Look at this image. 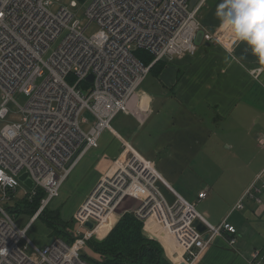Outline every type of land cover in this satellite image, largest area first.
<instances>
[{"label":"built area","instance_id":"obj_1","mask_svg":"<svg viewBox=\"0 0 264 264\" xmlns=\"http://www.w3.org/2000/svg\"><path fill=\"white\" fill-rule=\"evenodd\" d=\"M55 1L0 0V118L9 116L11 102L25 114L23 122L0 130V264H92L79 246L61 237H53L42 248L36 246L27 237L28 227L60 196L75 165L88 149L99 146L103 133L113 129V120L131 111V101L154 64L195 55L199 37L223 45L237 40L229 30L214 32L205 27L200 12L209 0H198L194 7L191 0H91L86 14L90 23L99 26L91 37L68 7L51 11ZM137 49L148 51L153 61L146 64L135 54ZM72 75L74 84L67 81ZM18 90L29 96L25 106L13 98ZM86 110L94 117L88 131L82 128L89 121L83 116ZM259 143L264 145V134ZM24 172L35 182L27 195L34 196L40 188L46 197L21 227L2 203L15 197ZM159 182L173 193V202ZM206 196V191L199 193V199ZM127 197L138 201L133 212L147 232L152 233L146 228L152 218L174 238L182 259L172 264H196L217 235L231 234V245L237 241L236 226L227 219L219 225L210 223L196 203L182 196L129 142L79 206L76 223L86 227L93 220L96 228ZM242 206L240 201L236 207ZM197 220L207 226L205 232L199 231ZM86 232L94 229L86 227ZM24 240L28 242L22 246ZM250 260L264 264L258 249Z\"/></svg>","mask_w":264,"mask_h":264},{"label":"crops","instance_id":"obj_2","mask_svg":"<svg viewBox=\"0 0 264 264\" xmlns=\"http://www.w3.org/2000/svg\"><path fill=\"white\" fill-rule=\"evenodd\" d=\"M228 4L208 1L200 13L207 29L217 32L229 25ZM232 41L214 44L199 37L195 55L165 60L152 69L131 101V111L119 114L99 146L83 154L61 192L80 188L84 200L129 142L210 223L227 219L237 227L235 245L229 243L231 234L217 235L196 264H253L255 249L264 257V145L259 143L264 134V62L246 41ZM203 191L207 196L199 199ZM124 201L97 224L99 238L138 205L125 207ZM240 201L243 206L236 207ZM146 228L164 244L171 261L182 259L164 228L154 220Z\"/></svg>","mask_w":264,"mask_h":264},{"label":"rangeland","instance_id":"obj_3","mask_svg":"<svg viewBox=\"0 0 264 264\" xmlns=\"http://www.w3.org/2000/svg\"><path fill=\"white\" fill-rule=\"evenodd\" d=\"M73 1L74 0H57L50 6V10L53 12H57L62 6L68 7L69 9H71L74 12L75 17L80 21L81 25L83 27H85V35L87 37H91L93 34H95L99 30V26L95 22L90 23V19L86 14L88 4L91 0H75L77 2L76 5L73 4ZM54 46H56V42L54 43ZM139 53L142 55L143 52L139 51ZM67 81L71 84H74L76 82L74 75L69 76ZM13 98L20 105L25 106L28 99H29V96L27 94H25L24 92L18 90L13 94ZM2 101H3L2 91L0 89V106L2 104ZM9 108H10L9 116L7 118H0V130L6 124L13 123V122H23V117L25 116V114L19 109V107L16 104H14V102H11L9 104ZM83 116L88 118L89 121L87 123H83L82 128L84 130L88 131L94 122L93 115L91 114L90 111L86 110L84 112ZM69 186H70V183H69ZM79 190H80V188H78L72 192L70 191L67 194V191L64 189L63 193L61 192L59 197L53 199L51 201V203L47 206L46 209L48 211L51 210L55 213H58L60 216V219L63 222H73L74 225H72V224L71 225H72V228L75 229L76 234H77V238L75 239L73 244H76L77 246H79L81 248V252H83L84 254L87 253L90 256H93L95 258H99L98 254L95 253L93 251V249L90 247L89 241H102L103 239H105V237L99 238L95 232H93V233L92 232H86V227H80L79 224L76 223L77 221L75 220V213L78 210L79 206L84 201L79 197V195H80ZM27 192H28V188L24 184L20 185L16 194H15V197H12L8 201V203H6V202L2 203L4 206L16 205L15 207H17L19 209L21 208L20 211H18L17 208H15V210L11 209V211H10V214L14 216L17 223L21 227H25L26 224H28V222L30 221V219L32 217V214L34 213V212H32L33 204L30 202H26L24 200V199H27V197L29 196V195L27 196ZM136 202H138V201L135 198L127 197L124 201V205H126L125 207L132 208V207H134V204ZM41 205H42V202H41ZM38 210H39V208H38ZM127 212H133V210H129ZM121 217H122V215H120V218ZM143 230H144L145 234L147 236H149V234H148L149 232H147L145 230L144 224H143ZM52 231L53 230L48 226L46 220L43 217H41V218H37L36 220H34L32 222V224L28 227L27 237L36 246L42 248V247L50 244L52 242V238L55 237V232H52ZM166 234L168 235V237L170 238L172 243L175 246H177L174 238H172V236L168 232ZM27 242H28L27 240H24L21 243V245L24 246L27 244ZM162 245H163V247H165L163 243H162ZM33 250H34V248L30 245V248L28 251L32 252ZM167 256H169V255H167Z\"/></svg>","mask_w":264,"mask_h":264},{"label":"trees","instance_id":"obj_4","mask_svg":"<svg viewBox=\"0 0 264 264\" xmlns=\"http://www.w3.org/2000/svg\"><path fill=\"white\" fill-rule=\"evenodd\" d=\"M139 51L143 52L142 55ZM135 54L146 64H150L154 59V56L145 50L138 49ZM164 61H158L152 66L151 70L157 66H162L165 63ZM36 191L34 196L27 195V199H24L26 202L33 204L32 212L34 213L32 217L40 208L42 199L46 197L44 189L38 188ZM15 206H6V208L10 213L11 209L15 210L17 208ZM47 206L44 207L37 218L43 217L53 230L52 232H55V236L61 237L71 244L74 243L77 234L75 229L72 228L73 222H63L59 214L51 210L48 211ZM17 209L20 211L21 208ZM143 224L133 212H126L105 239L102 241L88 240L90 247L98 254L99 258L90 256L87 253H83L82 256L92 264H172L162 243L145 234Z\"/></svg>","mask_w":264,"mask_h":264},{"label":"clouds","instance_id":"obj_5","mask_svg":"<svg viewBox=\"0 0 264 264\" xmlns=\"http://www.w3.org/2000/svg\"><path fill=\"white\" fill-rule=\"evenodd\" d=\"M235 37L246 41L264 62V3L262 0H229L226 13Z\"/></svg>","mask_w":264,"mask_h":264},{"label":"water","instance_id":"obj_6","mask_svg":"<svg viewBox=\"0 0 264 264\" xmlns=\"http://www.w3.org/2000/svg\"><path fill=\"white\" fill-rule=\"evenodd\" d=\"M198 0H191V6L194 7L195 4L197 3ZM88 80L89 81H93L94 77L93 75H89L88 76ZM20 181L29 189H33L35 187V182L34 180L31 178L30 174L28 172H24L19 176ZM159 188L162 190V192L165 194V196L168 198V200L170 202H173L175 200V197L173 195V193L162 183L159 182L158 183ZM85 226L87 228H89L90 230L95 229V222L93 220H89L85 223ZM196 226L199 229V231L201 232H205L207 230V226L205 224H203L201 221L197 220L196 221ZM151 237L153 239L158 240V237L154 236L151 234ZM205 239H207L209 237V234L206 232L204 234ZM181 264H184V262H182Z\"/></svg>","mask_w":264,"mask_h":264},{"label":"bare ground","instance_id":"obj_7","mask_svg":"<svg viewBox=\"0 0 264 264\" xmlns=\"http://www.w3.org/2000/svg\"><path fill=\"white\" fill-rule=\"evenodd\" d=\"M223 30H230V27H229V25L227 26V25H225L224 26V28H223ZM144 81V80H143ZM142 84V83H141ZM126 155L124 154V155H122V157H125ZM119 157V156H118ZM137 188V187H136ZM122 202V201H121ZM51 203V201L47 204V205H49ZM120 203V202H119ZM114 209V208H113ZM150 220H153L152 218L150 219Z\"/></svg>","mask_w":264,"mask_h":264},{"label":"snow or ice","instance_id":"obj_8","mask_svg":"<svg viewBox=\"0 0 264 264\" xmlns=\"http://www.w3.org/2000/svg\"><path fill=\"white\" fill-rule=\"evenodd\" d=\"M262 3H264V0H262Z\"/></svg>","mask_w":264,"mask_h":264}]
</instances>
